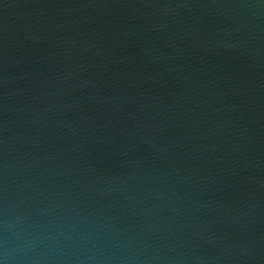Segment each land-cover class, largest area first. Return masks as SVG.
Here are the masks:
<instances>
[{"label":"water","instance_id":"obj_1","mask_svg":"<svg viewBox=\"0 0 264 264\" xmlns=\"http://www.w3.org/2000/svg\"><path fill=\"white\" fill-rule=\"evenodd\" d=\"M0 264H264V0H0Z\"/></svg>","mask_w":264,"mask_h":264}]
</instances>
